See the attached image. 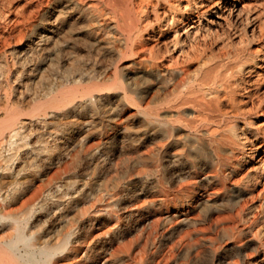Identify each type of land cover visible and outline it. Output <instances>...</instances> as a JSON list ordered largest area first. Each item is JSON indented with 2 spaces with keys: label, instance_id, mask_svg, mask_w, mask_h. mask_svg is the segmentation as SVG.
I'll return each instance as SVG.
<instances>
[{
  "label": "rangeland",
  "instance_id": "1",
  "mask_svg": "<svg viewBox=\"0 0 264 264\" xmlns=\"http://www.w3.org/2000/svg\"><path fill=\"white\" fill-rule=\"evenodd\" d=\"M176 1L174 0L173 2H176ZM201 1H203L204 3H208V0H182L181 1L182 3L177 1L176 3H174V9L171 12H169L170 14L169 13L168 14H169V16L170 15L174 16V17L179 16L178 18H181L183 15H186L187 9L185 6L187 5V8H188V3L197 4V6H199V4H201ZM219 2L221 4V6L224 7V10H225V11H223L224 13H223L222 17H217V16L212 15V14H207L205 17L202 18L201 22H192V21L187 20V23L184 26H182L180 24L179 29H181V27H184V28L181 29L176 36H174L175 35V28L173 27V25H171V27H170V24L166 25L165 21H161L162 32L164 33L163 34L161 32L162 33L161 39H163L165 42L168 41V45H169V51L168 52L164 49L165 57L168 58L167 60H169V58L170 59L172 58L173 60L177 59L179 63H180V61L185 60L183 63H186V62L189 63L190 62L192 65L197 64L199 61V63H201L198 66L199 68L198 67H195V68L199 72L203 73L202 71H205L209 66H211L213 64L214 65L215 64H221L222 65V64H226L228 61L229 62L232 61V65H236L237 64L236 62L244 60V58H247V57H249V55H252L253 53L256 52L260 56H258V58L256 59V64H259V65H257L255 70H259V71H261V73L264 74V46H263V43H264V0H237V1L219 0ZM179 3H180V5H179ZM35 5L38 7H34ZM32 7L34 10H37L36 14L32 15V19H31L32 23L34 25L39 24V26L36 29H40V31L44 30L43 26H40V22L43 19L48 18L47 14H48V11L51 10V8H52L51 5H49V4L47 5V3H43V4L39 5V3L35 0H30V1L29 0H0V32H4L5 35L7 36V34L9 33L7 31L8 28L10 26H13V24L15 23V20L22 19V17L24 15H27L30 11H32L31 10ZM230 9H234V10L236 9L237 11L232 12V10L230 11ZM169 16H168V18L171 17V16L170 17ZM11 18H13V19H11ZM194 20H197V17H194ZM37 21H39V22H37ZM6 25H8V26H6ZM163 25H164V27H163ZM191 25L193 27H191ZM34 28H35V26L34 27L32 26V27H29L28 29H25L26 37L23 40H21L19 43L18 42L16 43V41H13L12 43H8V44H4L2 42L0 43V56H1L0 57V68L2 67V65H4L7 69V72L10 73L9 74L10 78L12 77V79H14L13 76L17 77V81L15 83L16 86L27 82L26 84L28 86V89L25 91V94H26L25 100H23L20 103L21 104L20 106L23 109L25 108L26 111H28L30 108L34 107L36 105V103L43 100L42 96H41L42 93L46 92L51 87V85L56 84L60 81V78H62L63 73L65 72L66 68L67 69H73V70H77V68H78V70L81 71L80 73L85 75L84 76L85 80L88 81L87 83L85 82L86 85H84V86H91L93 84L92 81L96 82L95 79L93 80V77L95 75H97L99 72H101V70L104 67H109L110 71L112 72L115 70L114 68H115L116 64L119 63V64H117L118 66L119 65L120 66L128 65L127 70H134L135 71L137 69L136 66L130 65L131 63H133V61H135V59H137L135 56L128 54V56H126L122 59L116 60L115 54L112 51L113 45H111V43L104 42L99 48H91L89 45L84 44L82 39L78 40V46L76 47V51L78 53L77 59L70 60L68 62L62 60L60 63L57 62V63L51 64V61L49 59L50 52H48L47 50L42 51V52H38L34 48H31V49L26 48L27 44L35 38V36H34L35 29ZM172 28H174V29H172ZM205 30H207V31H205ZM184 31H186V32L183 33ZM194 33H196V34H194ZM32 35H33V37H32ZM171 37H172L173 41L175 38H179L181 41H183V43H179L180 45L178 44V45L174 46V42L171 41L172 40ZM195 38H198V39H195ZM25 41H27V42H25ZM200 42H201V45H200ZM198 43H199V45H198ZM183 45H184V47H183ZM173 46H174V48H173ZM14 47L17 50L27 49L25 51V54L27 55V56L25 55L27 57V61L24 64H19V63L14 64L13 63L12 57L10 54H11V51L13 49H15ZM179 47H181V48H179ZM79 48H80V50H79ZM86 48H88V49H86ZM198 48H199V50H198ZM9 49H10V51H9ZM4 50H6V52ZM105 50H108V51L105 52ZM183 50L185 53L183 56L184 58L182 57ZM224 50L226 52H236V50H238V51L243 50L244 54H242L240 57H237V59L235 58L236 60L233 58L234 59L233 60L231 58L226 57V55H225L226 52ZM27 51H28V53H27ZM81 51H83V52H81ZM251 51H252V53H250ZM181 53H182V55H181ZM186 53H188L190 55H188ZM198 53L201 55H199ZM170 54L173 56H170ZM176 55L178 58L175 57ZM102 56H103V58H102ZM223 56L226 57L225 58L226 61H224L225 59ZM6 58H8V59H6ZM195 58H196V60H195ZM198 58H199V60H198ZM215 59L219 60V63ZM222 59H224V60H222ZM97 60H99V62ZM7 61H8V63H7ZM212 61H214V62H212ZM210 63H211V65H210ZM88 64H90V65H88ZM81 65H83V66H81ZM37 66H40V67H37ZM95 66H97L98 68ZM131 66H132V68H130ZM202 66L204 69L202 68ZM29 67H31V68H29ZM164 67L166 68V66H164ZM46 68H48V70ZM143 69H145V68H143ZM146 69H148V68H146ZM18 72H19V74H17ZM35 72H36V74H35ZM54 74H57V75H54ZM255 74H256L255 72H253V73L251 72L250 74L247 73V75L245 74L243 76H244L245 80H249V79L253 80L254 79L253 76H255ZM50 75H51V77H50ZM86 76H88V77H86ZM176 77H177V75L173 76L172 77L173 79L169 83H162L161 77L158 80H155L154 79L155 77H151V76L148 77V75H145L144 77L137 79V82L139 84V86H138L139 90L154 87L152 92L156 93L159 96H161V93L164 94L165 92H168L169 93V99H173L178 95V91H174V93H173V91H171V93H170V91H167V90L172 89L171 85L178 79V77L177 78ZM234 77H236V75ZM262 77L263 78L261 81L263 82V85L261 82L260 83L261 85L259 86L260 89H259L258 96L254 97L252 100H249L247 103H245L243 105L244 107L242 106L243 110L241 109L240 113H229L228 117L224 116L222 121L215 122L216 124L215 123L214 124H208V125L204 124L203 126L200 125L201 127L197 125V129H196V127L194 128V124L192 125L190 123L187 125L186 121H176V119H170V122L173 123L172 125L175 124L174 126L181 128V129H176L175 131H173V134L171 136H166L162 131H160L161 132L160 133L159 131L156 130L157 128L154 129V127L146 128L144 123L141 121L142 115L137 113V111H136L137 107L134 103L131 105L132 106L131 108H128L126 111L125 110L122 111V113H121L122 120L119 119L120 117L117 116L116 114L119 111L118 108H119L120 104H118L119 102L117 101V99L113 98V97L111 99H109V102L108 101L106 102L105 108L101 109L103 111L95 110V111H93V113L90 111L91 113H88V115H86V116L76 114V113H71L72 115L71 114L70 115L69 114L63 115L62 118H60L57 121H53V119L50 116H48L49 118H47V121H48V123L46 124L47 126L44 127V130H46V131H44L41 126H40L41 129L39 128V130H37V126L36 127L34 126V130L32 131V133L34 135H32L31 136L32 138L30 139L32 146L42 147L48 141V138L44 139V137H40L38 134H35V130L37 133H38V131H43L44 133L49 131V132H53V133H57V134L59 133V135L65 134V133L69 134V135H73V132H71V131H73V130H71V129H73L72 128L74 126L73 124H75L77 122L83 123L86 119L88 120V123L84 122V124H82L80 126L81 127L79 130L80 137L78 138V140L70 139V140H64L63 141L64 144L63 143L62 144L66 145L68 147V158H66V160H65L66 162L64 164L62 163V164H60V166L58 165L59 167L58 166H57V168L55 167V170H54V168L50 169L48 167H47L48 169H46V168L41 169V168H34L36 166L33 164V162L31 160H22V161L20 160L21 163H18V167L20 168V174L18 175V177H15V178L9 179V180L0 179V182H1L0 188H2V191H5L6 188L8 190L9 188L16 186L17 184L29 182L30 186L27 187L28 188L27 191L29 192V194L27 193L26 197H23L24 199H21L18 202H16L15 204H13L14 208H18L27 199H31L32 201H34V204L36 205L35 207H37V206L39 207L40 203L43 202L44 199L47 203L50 202L49 204H47L46 208H44L43 210H38V212L34 216L35 220H34V217L31 218V220L28 221V224L26 223L25 227H24V231L26 233H28L29 235L30 234L33 235V237L35 239L34 243L37 246H40V245H43L46 243H55V242H58V241L67 237V239L71 240L70 242L73 243L72 244L73 247H76L77 249L81 248L80 249L81 251L78 249V254L80 256L78 255L79 257H77L76 259L73 260V256L69 252V253L61 254L60 257L58 256L59 258L57 257L58 261H57V258H55L56 260L55 259L52 260L51 264H57V263H59L60 260L61 261L59 264H95V263L96 264H138V261H139V264H142V263L148 264V261H149V264H150V262H151V264H199V263L200 264H205V263L215 264L216 261H217L216 264H224L225 262L219 261V258L218 259L216 258L214 260V252L218 250L217 254L219 257L220 256L227 257V255H228L227 258H229V259H227V260H230V258H232V259H238L239 258L240 259V257L238 256V251H239L238 248H240V246H241L240 249L243 250V256L240 259V264H264V164L260 165V163H259L260 161L264 160V76H262ZM54 78H55V80H53ZM174 78H176V80ZM236 78H238V77H236ZM56 80H57V82H56ZM153 81H155V82H153ZM0 82H1V80H0ZM17 82H18V84H17ZM158 83H160V85ZM254 85L255 84H253L252 88H255ZM10 86H14V84L10 83ZM148 86H150V87H148ZM135 88L136 87H133V92H132V95H134V96H136V89ZM11 89H12V87H6L7 92L12 91ZM32 89H34V90H32ZM4 91L5 90H2L1 92L3 93ZM241 93L242 94L238 93L239 97L244 96L243 94H246L242 91H241ZM95 94H97V93L95 92ZM35 95L39 96V98H37L35 100L36 102L33 99V96H35ZM80 98L78 97V100ZM80 100H83L85 102V101H87V98L82 97ZM151 107L158 114H160V116L161 115L164 116L166 114V112H165L167 110L166 104H161V102H160L157 104H152ZM191 109H192V107H190V109L188 108V110L186 112H190ZM110 111L112 112V114H110L111 113ZM64 116H65V118H64ZM231 116L233 118H231ZM183 117H186V116H183ZM90 120H91V122H90ZM116 120L118 122H121L119 125L120 127L115 126L117 123ZM64 121H65V123H64ZM97 122H98L99 126L95 125V124H97ZM226 122L229 123L227 125H230V126L237 125V127L239 126L241 128L238 130L240 135H242V136H240L241 138H243V134H241V132H244L246 134L245 136L249 138V141L246 142V150L248 151L249 154L244 156V157H240L239 159H237V156H232L231 154L226 155L227 156L226 161L229 162L230 164H233V165L236 163L235 165L237 168L236 172L234 173L235 175L233 174L231 176L230 180L226 181V183H228L227 185L229 186L230 191H228V193H227V191H223L221 189V185L220 186L217 185L216 188L218 190H220V193L217 194V196L216 195L209 196L208 193L211 192L213 189H211V185L209 184V182H207V180L204 179V177L206 176L205 174L209 175V174H212V173L218 171L219 169H217V168L219 166L217 164L213 163L212 158L210 156H194V157L187 156L184 153L186 151H188L189 148L186 146L180 145V144L175 146V144H173V140H175V139L179 140L180 139V140H182L181 142H184L186 140L185 135L187 133H192V134L200 136L201 135L199 132L200 129L205 128V127L206 128H210V127L215 128L214 126H221V128H223L224 126H226ZM112 123H114V125ZM137 123H138V125H137ZM221 123H223L224 126ZM59 124H60V126H59ZM124 124L127 125L128 127L125 126ZM241 124H243V125H241ZM108 126L109 127L111 126V127L109 128ZM230 126H226L225 128L230 127ZM191 127L194 129L192 130ZM119 128H121V130ZM59 129L61 132H59ZM242 129H243V131H241ZM87 130H89V131H87ZM85 132H87V133H85ZM81 133H82V135H81ZM88 133H89V135H87ZM114 133L115 134L119 133L120 138H119L117 144L111 145V143H113V141H111V140L114 138V135H115ZM254 133H256L255 136L253 135ZM130 134H131V137H130ZM157 134H159V135H157ZM175 136H178V138H176ZM181 136H182V138H181ZM35 138L37 140H34ZM252 138H254V139H252ZM43 142H44V144H43ZM142 142H143V144H141ZM40 143L42 145H40ZM74 143H76V144L73 146ZM105 143H107V144H105ZM76 145L78 146V148ZM170 145H171V148H169ZM95 146H97V147H95ZM256 146H257V148H256ZM106 147H108V148H106ZM114 147H119V148L121 147L123 153L120 156H116V157L115 156H112V157L108 156ZM133 147H134V150H133ZM251 147H254V148H252V150H251L250 149ZM144 148H146V149H144ZM164 148L165 149L168 148L167 150H169V151L174 150L176 152H179L182 156H179L178 158L168 159L167 157H165L164 155H162L160 153ZM104 149H106V150H104ZM128 149L129 150L132 149V151H129ZM207 149L208 148H205L206 152L209 151V149L208 150ZM95 150H98V153ZM107 150H108V152H107ZM136 150L138 152L140 151L139 152L140 156H134V154L132 156L131 153H133ZM73 151H75V152H73ZM84 153H85V155H84ZM128 153H129V155H128ZM94 156H96V157H94ZM160 157H161V159H160ZM247 157H248V160H247ZM70 158L72 160L71 162H70ZM114 158H116V160ZM111 159H113V160H111ZM108 160H110V161H108ZM156 160H158V161H156ZM100 161H104V162L101 163ZM205 161H207V162H205ZM40 162L38 161V163H40ZM88 162H90V163H88ZM91 162H92V164H91ZM105 162H107V163L105 164ZM110 162H112L111 163L112 165L110 164ZM208 163H210V164H208ZM27 164H28V166H27ZM101 164H102V168H101ZM104 164H105V166H103ZM106 165H107V167H106ZM108 165L109 166L111 165V166L109 167ZM62 166H65V167H62ZM158 166L162 169H160ZM166 166L167 167L169 166V167L166 168ZM175 166H176V168H175ZM25 167H26V169H24ZM135 167H136V169H135ZM153 167H155V168H153ZM33 168H34V170H33ZM119 169H121V170H119ZM139 169L141 171H144L145 174L141 173V171H139ZM157 169H158V171H157ZM194 169H196V170H194ZM262 169H263V171H262ZM22 171H23V173H22ZM72 171H74L75 173ZM77 171H79V172H77ZM136 171H137V173H136ZM247 171L248 172L250 171V172L248 173ZM76 172L79 175H77ZM158 172H160V173H158ZM85 173H87V174H85ZM242 173H243V175H242ZM80 174H81V176H80ZM102 174H103V176H102ZM142 174H144V176ZM148 174H149V176H148ZM100 175H101V177H100ZM188 175H189V177H188ZM32 176H34V177H32ZM161 176H162V178H161ZM246 176L248 179L246 178ZM36 177L37 178L39 177V178L37 179ZM250 177L252 180H250ZM258 177H259V179H258ZM33 178H35L36 180ZM194 178H196V179H194ZM17 180L19 183L16 182ZM33 180H35V181L33 182ZM137 180L139 183L137 182ZM146 182H148V183L146 184ZM174 182H176V183H174ZM72 183H74V184L72 185ZM75 183H76V185H75ZM81 183H82V185H81ZM199 183H201V184H199ZM1 184L3 185V187H1ZM11 184H13V185H11ZM153 184L155 185L154 187H153ZM172 184H173V186H172ZM150 187H152V188H150ZM43 188H44V190H43ZM50 188H51V191L48 190ZM77 188H78V191L76 190ZM147 188H150V189L147 190ZM70 189H73V190L70 191ZM55 190H56V192H54ZM62 190H64V191H62ZM125 190H127V191H125ZM31 191H33V192H31ZM44 191H45V193H44ZM203 191H204V193H203ZM79 192H80V194H78ZM82 192H83V194H82ZM130 192H132V193L130 194ZM51 193L53 196L51 195ZM65 193H66V195L68 193L69 194L66 196ZM194 194H196V195L194 196ZM113 195H114V197H113ZM143 195H144V197H143ZM202 195H204V196H202ZM243 195H245V196H243ZM58 197H59V200H58ZM116 197H118V198H116ZM132 198H133V201H132ZM213 198L215 199L214 201H212ZM67 199H68V201H66ZM208 199L211 201L207 202L206 200H208ZM69 200H70V202H69ZM101 200H103V201H101ZM122 200L124 201V203L122 202ZM135 200H136V202H134ZM156 200H158L157 201L158 203H156ZM53 201L56 204L53 203ZM107 201L109 204L107 203ZM185 201L186 202L188 201V202L186 203ZM196 201H197V203H196ZM38 202H40L39 205H38ZM213 202L217 203V205H216V203L214 204L215 206H217L219 208L223 207L222 210L216 212L214 210V206L211 205ZM150 203H152V204H150ZM153 204H154V206H152ZM48 206H50V208ZM103 206H106V207H103ZM54 207H56V209ZM61 207H63L62 208L63 210L61 209ZM109 207H111V209ZM237 207H238L237 210H239V209L243 210L242 216L247 214L246 215L247 217L243 216L242 219H239V217H236L235 220H237V219H239V220H237V221L228 220L224 224L217 227L216 229H214V230L211 229V231L208 230V228L210 226V220L209 219L211 217L213 218L217 214H221V213L226 214V215H228L229 213L235 214L236 213L235 211H237L236 210ZM52 208H53V210H52ZM100 208H101V210H100ZM68 209L70 210V212ZM132 209H134V210H132ZM245 209H246V211H245ZM1 210H2V208L0 207V213H1ZM60 210H62V211H60ZM94 210H96L97 212ZM99 210L101 212H99ZM89 211H90V213H89ZM186 211L187 212L189 211L188 212L189 216H191L193 218H197V220H198L197 223H195V224L188 223V224L182 225L180 222H178V218L177 219L176 218L171 219L168 217L170 215H173L174 213L175 214L176 213L182 214V213H185ZM138 212H140L139 215H138ZM68 213H69V215H68ZM105 213L107 215L108 214L109 215L107 216ZM201 213H203V214H201ZM50 216H51V219H50ZM91 216H93V218L95 217L93 223L91 222V220L93 219ZM122 216H123V218H122ZM140 216H141V218H140ZM199 216H201V217L199 218ZM41 217L43 218V220L41 219ZM87 217H89L88 220H87ZM114 217H115V219H114ZM143 217H144V219H143ZM37 219L38 220L40 219V220L38 221ZM247 219H249V220H247ZM32 220H34L35 222ZM176 221H177V223H176ZM103 222H105V223H103ZM126 222L127 223L129 222L130 225L127 224ZM252 222H253V225H252ZM145 223L147 225H145ZM201 224H202V226H201ZM137 225H138V227H137ZM176 225H177V228L175 227ZM235 225H238L240 227V229L245 230V232H243L240 235L232 233L233 227H235ZM250 225H252V227ZM157 226H158V228H157ZM115 227H116V229H115ZM220 227H224L225 230L227 232H229V234L228 233L224 234L222 228H220ZM97 228H99V229H97ZM142 228L143 229L146 228V229L143 230ZM160 228H162V229H160ZM200 228L204 232L194 234L195 230H199ZM43 229H45V230L42 231ZM134 229H136V230H134ZM147 229H149V230H147ZM151 229H152V231H151ZM156 229H157V233L154 231ZM177 229H179L178 230L179 232L177 231ZM256 229H257V231H256ZM74 232L76 233V235ZM93 232H94V234H93ZM165 232H166V234H165ZM183 232H186V233H183ZM10 233H11L10 228L5 226V227H3V229L0 230V238L2 236L9 235ZM39 233H41V234L39 235ZM255 233H256V235H255ZM209 235H211V236H209ZM71 236L74 238H72ZM113 236H115V237L117 236L116 237L117 240ZM77 237H79V239ZM211 237H213V239ZM181 238H182V241H181L182 244L185 243L186 241L194 242L195 240H200L199 241V244H200L199 248L201 250V253L199 255L200 258L195 256V251L193 249H191L189 252L182 251V244L181 243L177 244L176 248L173 251H170L169 247L171 245H173L174 243L178 242ZM184 239L186 241H184ZM74 240H75V242H74ZM223 241L226 243H224ZM240 241H242V242H240ZM248 243H250V244H248ZM93 244H94V246H93ZM157 244H158V246H157ZM168 245H169V247H168ZM180 245H181V247L179 249ZM204 246H205V249H204ZM216 246H217V248H216ZM211 247L214 248V251L211 250ZM207 248H208V250H207ZM222 248H223V250H222ZM107 250H109V251H107ZM174 251L175 252L177 251V252L174 253ZM85 252H87L88 255L94 254V257L91 259H88L85 255ZM107 252H109V253H107ZM151 252H152V254H151ZM158 254H159V256H158ZM163 255H165L164 259H162ZM101 256H102V258H101ZM138 257H140V258H138ZM167 257H168V259H167ZM209 257H211V258H209ZM187 258H191V259H187ZM66 259L69 261H67ZM95 259H96V261H95ZM97 259H99L100 261ZM106 259H107V262H106ZM137 259H138V261H137ZM165 259H167V260L165 261ZM174 259H176V261ZM170 260L171 261L173 260L172 261L173 263L170 262ZM88 261H89V263H88ZM93 261H94V263H93ZM144 261L145 262L147 261V263H144ZM182 261H184V262H182Z\"/></svg>",
  "mask_w": 264,
  "mask_h": 264
},
{
  "label": "bare ground",
  "instance_id": "2",
  "mask_svg": "<svg viewBox=\"0 0 264 264\" xmlns=\"http://www.w3.org/2000/svg\"><path fill=\"white\" fill-rule=\"evenodd\" d=\"M30 1V0H29ZM40 4L47 3V5H51V10L48 11V18L43 19L40 22V26H43L44 30L36 29L39 24L34 25L32 23V15L36 14L37 10H34L32 7V11H30L27 15H24L22 19L15 20L13 26L8 28V34L5 35L4 32H0V43L8 44L16 41V43L20 42L26 37L25 29L29 27L35 26L34 36L35 38L27 44L28 49L34 48L38 52H42L47 50L50 52L49 59L51 64L60 63L62 60L70 61L77 59L78 53L76 51V47L78 46V40H83L84 44L89 45L91 48H99L104 42L111 43L113 45L112 51L115 54V59H122L128 54L135 56L137 59L133 61L130 65L136 66V70H127L128 65L118 66L117 63L114 71H110L109 67H104L101 72L93 77L96 82L92 81L91 86H84L88 81L85 80L84 74L80 73L81 71L67 69L63 73L62 78L56 84L51 85V87L44 93H42V99L40 102L36 103V105L30 108L28 111L23 109L20 103L25 100V91L28 89L27 82L20 84L18 86L15 85L17 81V77L10 78V73L7 72V69L4 65L0 68V179L9 180L15 177H18L20 174V168L18 167V163H21L20 160H31L33 164L36 166L34 168H50L55 170V167L60 164H64L66 158H68V147L64 144V140H78L80 137L79 130L82 124L88 123L86 119L83 123H75L71 127L73 129V135L69 134H60L53 132H43L35 130V134H38L40 137L48 138V141L42 147L32 146L30 139L31 136L34 135L32 131L34 130V126H37V130H39L40 126L43 128L46 127L48 121L47 118L50 116L53 121H57L62 118L63 115L76 113L83 116L88 115V113H93L95 110H101L105 108V104L109 99L116 98L119 102L118 113L116 114L122 120L121 113L122 111H126L128 108H131L134 103L137 107V113L142 115L141 121L144 123L146 128L154 127L157 128V131H162L166 136H171L173 131L176 129H181L180 127H176L172 125L170 119H176V121H186L188 124H194V128L197 125L204 124H214L215 122L222 121L224 116L229 115V113H240L242 106L247 103L249 100H252L254 97L258 96L260 83L262 82L263 73L259 70H255L257 65L256 59L258 58V53H253L249 55V57L244 58L239 62H236V65H232V61H228L226 64H213L211 66H207L208 68L203 73L199 72L195 67H198L201 63L192 65L189 63H183L184 61L178 62L177 59L173 60L172 58L167 60L165 57L164 49L168 52L169 45L168 41H164L161 39L162 32V24L161 21H165L166 25H173L175 28L176 36L181 29H179L180 24L184 26L188 21L192 22H201L202 18L207 14H212L217 17L223 16L224 7L221 6L219 0H208V3H204L201 1V4L197 6V4L188 3L185 6L187 11L186 15H181V18L169 16V12L174 9V3L181 2L182 0H35ZM237 1V0H234ZM182 3V2H181ZM32 4V3H31ZM180 5V3H179ZM226 6V5H225ZM38 7V6H34ZM184 9V8H183ZM30 10V9H29ZM47 10V9H46ZM232 12L237 11L236 9H230ZM28 11V10H27ZM169 13V14H168ZM6 14V13H5ZM172 14V13H171ZM2 15V14H1ZM40 15V14H39ZM162 15V16H161ZM22 16V15H21ZM168 16L170 18H168ZM176 16V15H175ZM194 17H197V20H194ZM4 18V17H3ZM18 18V17H17ZM21 18V17H20ZM13 19V18H11ZM36 19V18H35ZM249 20V19H248ZM39 22V21H37ZM8 23V22H7ZM163 23V22H162ZM10 25V24H9ZM190 25V24H189ZM8 26V25H6ZM187 26V25H186ZM209 26V25H208ZM164 27V25H163ZM191 27H193L191 25ZM172 28V29H174ZM167 29V28H166ZM170 29V28H169ZM186 29V28H185ZM209 29V28H208ZM3 30V29H2ZM37 30V31H36ZM168 30V29H167ZM207 31V30H205ZM162 32V33H161ZM169 32V31H168ZM184 31L183 33H185ZM167 33V32H166ZM171 33V32H170ZM164 34V33H163ZM196 34V33H194ZM206 35V34H205ZM220 35V34H219ZM173 36V37H174ZM179 36V35H178ZM33 37V35H32ZM192 37V36H191ZM198 37V36H197ZM169 38V37H168ZM220 38V37H219ZM172 39V37H171ZM170 39V40H171ZM198 39V38H195ZM169 40V39H168ZM173 41V39L171 40ZM200 41V40H199ZM27 42V41H25ZM174 46L179 43H183L179 38L174 39ZM22 43V42H21ZM171 43V42H170ZM193 43V42H192ZM213 43V42H212ZM24 44V43H23ZM172 44V43H171ZM12 45V44H11ZM110 45V44H109ZM173 45V44H172ZM180 45V44H179ZM199 45V43H198ZM201 45V42H200ZM232 45V44H231ZM14 46V45H13ZM16 46V45H15ZM171 46V45H170ZM173 46V48H174ZM197 46V45H196ZM208 46V45H207ZM264 46V43H263ZM3 47V46H2ZM1 47V48H2ZM25 47V46H24ZM108 47V46H107ZM164 47V48H163ZM182 47V46H181ZM179 47V48H181ZM184 47V45H183ZM195 47V46H194ZM10 48V47H9ZM15 48V47H14ZM197 48V47H196ZM195 48V49H196ZM211 48V47H210ZM19 49V48H18ZM88 49V48H86ZM171 49V48H170ZM194 49V50H195ZM17 50L16 48L11 51V57L13 63L24 64L27 61V55L25 51ZM80 50V48H79ZM90 50V49H89ZM179 50V49H178ZM182 50V49H181ZM189 50V49H188ZM197 50V49H196ZM195 50V51H196ZM199 50V48H198ZM202 50V49H201ZM206 50V49H205ZM223 50V49H222ZM6 52V50H4ZM10 51V49H9ZM35 51V50H34ZM35 51V52H36ZM92 51V50H91ZM96 51V50H95ZM102 51V50H101ZM108 50H105L107 52ZM175 51V50H174ZM186 51V50H185ZM225 51V50H224ZM79 52V51H78ZM83 52V51H81ZM94 52V51H93ZM173 52V51H172ZM191 52V51H190ZM197 52V51H196ZM200 52V51H199ZM226 52V51H225ZM10 53V52H9ZM28 53V51H27ZM46 53V52H45ZM85 53V52H84ZM97 53V52H96ZM171 53V52H170ZM224 53V52H223ZM247 53V52H246ZM252 53V51L250 52ZM184 50L183 55L184 56ZM188 54V53H186ZM197 54V53H196ZM199 54V53H198ZM243 53L242 51L236 50V52H226L225 55L231 59H237ZM26 55V56H25ZM49 55V54H48ZM82 55V54H81ZM84 55V54H83ZM93 55V54H92ZM190 55V54H188ZM201 55V54H199ZM25 56V57H24ZM29 56V55H28ZM100 56V55H99ZM169 56V55H168ZM170 56H173L170 54ZM244 56V55H243ZM246 56V55H245ZM1 57V56H0ZM6 57V56H5ZM10 57V58H11ZM38 57V56H37ZM94 57V56H93ZM177 57V55L175 56ZM181 57V56H180ZM192 57V56H191ZM204 57V56H203ZM224 57V56H223ZM224 57V59L226 58ZM39 58V57H38ZM95 58V57H94ZM103 58V56H102ZM178 58V57H177ZM184 58V57H183ZM188 58V57H187ZM202 58V57H201ZM215 58V57H214ZM222 58V57H221ZM8 59V58H6ZM33 59V58H32ZM88 59V58H87ZM186 59V58H185ZM192 59V58H191ZM222 59V60H224ZM233 59V60H234ZM235 59V60H236ZM243 59V58H242ZM93 60V59H92ZM91 60V61H92ZM100 60V59H99ZM99 60H97L99 62ZM196 60V58H195ZM199 60V58H198ZM201 60V59H200ZM216 61L219 60L215 59ZM11 61V62H12ZM35 61V60H34ZM37 61V60H36ZM49 61V62H50ZM108 61V60H107ZM119 61V60H118ZM192 61V60H191ZM215 61V62H216ZM221 61V60H220ZM226 61V59L224 60ZM121 62V61H120ZM182 62V63H181ZM206 62V61H205ZM214 62V61H212ZM234 62V61H233ZM8 63V61H7ZM81 63V62H80ZM91 63V62H90ZM107 63V62H106ZM111 63V62H110ZM114 63V62H113ZM130 63V62H129ZM196 63V62H195ZM217 63V62H216ZM43 64V63H42ZM49 64V63H48ZM68 64V63H67ZM235 64V63H234ZM86 65V64H85ZM90 65V64H88ZM87 65V66H88ZM99 65V64H98ZM97 65V66H98ZM104 65V64H103ZM204 65V64H203ZM26 66V65H25ZM67 66V65H66ZM70 66V65H69ZM83 66V65H81ZM95 66V67H97ZM100 66V65H99ZM166 66V68L164 67ZM13 67V66H12ZM19 67V66H18ZM40 67V66H37ZM44 67V66H43ZM42 67V68H43ZM91 67V66H90ZM10 68V67H9ZM31 68V67H29ZM34 68V67H33ZM45 68V67H44ZM98 68V67H97ZM96 68V69H97ZM101 68V67H100ZM132 68V66L130 67ZM135 68V67H134ZM145 68V69H143ZM148 68V69H146ZM199 68V67H198ZM203 68V66H202ZM48 70V68H46ZM65 69V68H64ZM204 69V68H203ZM12 70V69H11ZM26 70V69H25ZM31 70V69H30ZM33 70V69H32ZM94 70V69H93ZM127 70V71H126ZM10 71V70H9ZM15 71V70H14ZM35 71V70H34ZM28 72V71H27ZM255 72V76L253 80H245L243 75H247V73ZM24 73V72H23ZM39 73V72H38ZM61 73V72H60ZM97 73V72H96ZM19 74V72L17 73ZM31 74V73H30ZM36 74V72H35ZM13 75V74H12ZM26 75V74H25ZM32 75V74H31ZM40 75V74H39ZM38 75V76H39ZM57 75V74H54ZM148 75V77H155V80H158L161 77L162 83H169L173 78V76L178 77L174 78L176 81L171 85V90L167 91H178V95L169 99V93L165 92L161 93V96L152 92L154 87L139 90V84L137 79H140ZM236 75V77H234ZM254 75V74H253ZM30 76V75H29ZM35 76V75H34ZM53 76V75H52ZM59 76V75H58ZM243 76V77H242ZM251 76V75H250ZM32 77V76H31ZM51 77V75H50ZM61 77V76H60ZM88 77V76H86ZM20 78V77H19ZM58 78V77H57ZM21 79V78H20ZM24 79V78H23ZM35 80V79H34ZM55 80V78L53 79ZM52 80V81H53ZM20 81V80H19ZM28 81V80H27ZM51 82V81H50ZM57 82V80H56ZM86 82V83H85ZM91 82V81H90ZM155 82V81H153ZM14 84V86H10ZM85 83V84H84ZM172 83V82H171ZM18 84V82H17ZM160 85V83H158ZM254 85L255 88H252ZM263 85V82H262ZM6 87H12V91L7 92ZM48 87V86H47ZM133 87H136V96L132 95ZM150 87V86H148ZM160 87V86H159ZM169 87V86H168ZM161 88V87H160ZM158 89V88H157ZM156 89V90H157ZM2 90H5L3 93ZM34 90V89H32ZM139 90V91H138ZM244 92V96L239 97L238 93ZM95 92L97 94H95ZM28 93V92H27ZM34 93V92H33ZM30 95V94H29ZM28 95V96H29ZM33 95V94H32ZM31 95V96H32ZM134 96V97H133ZM174 96V95H173ZM78 97H86L87 101L78 100ZM172 97V96H171ZM39 98L38 95L33 96L34 101ZM32 99V98H31ZM115 100V99H114ZM43 101V102H42ZM111 101V100H110ZM113 101V100H112ZM36 102V101H35ZM166 104L167 110L164 116H160L152 107V104ZM251 102V101H250ZM117 103V102H116ZM114 104V103H113ZM33 105V104H32ZM160 105V104H159ZM26 106V105H25ZM113 106V105H112ZM156 106V105H155ZM190 112H186L188 108ZM244 107V106H243ZM164 108V107H163ZM115 110V109H114ZM157 110V109H156ZM243 110V109H242ZM91 111V112H90ZM103 111V110H101ZM105 111V110H104ZM109 111V110H108ZM100 112V111H99ZM111 112V111H110ZM104 113V112H103ZM135 113V112H134ZM98 114V113H97ZM112 114V112L110 113ZM72 115V114H71ZM91 115V114H90ZM95 115V114H94ZM233 115V114H232ZM236 115V114H235ZM239 115V114H238ZM93 116V115H92ZM91 116V117H92ZM107 116V115H106ZM105 116V117H106ZM139 116V115H138ZM186 116V117H183ZM237 116V115H236ZM242 116V115H241ZM244 116V115H243ZM73 117V116H72ZM103 117V116H102ZM141 117V116H140ZM139 117V118H140ZM188 117V118H187ZM235 117V116H234ZM65 118V116H64ZM69 118V117H68ZM138 118V119H139ZM231 118H233L231 116ZM100 119V118H99ZM109 119V118H108ZM130 119V118H129ZM49 120V119H48ZM76 120V119H75ZM82 120V119H81ZM133 120V119H132ZM100 121V120H99ZM103 121V120H102ZM111 121V120H110ZM117 121V120H116ZM125 121V120H124ZM173 121V120H172ZM232 121V120H231ZM71 122V121H70ZM74 122V121H73ZM91 122V120H90ZM126 122V121H125ZM130 122V121H129ZM133 122V121H132ZM138 122V121H137ZM225 122V121H224ZM230 122V121H229ZM235 122V121H234ZM246 122V121H245ZM59 123V122H58ZM65 123V121H64ZM68 123V122H67ZM121 122L116 123V127H120ZM140 123V122H139ZM182 123V122H181ZM238 123V122H237ZM61 124V123H60ZM59 124V126H60ZM71 124V123H70ZM101 124V123H100ZM111 124V123H110ZM114 125V123H112ZM130 124V123H129ZM178 124V123H177ZM216 124V123H215ZM223 124V123H221ZM229 123L226 122V126ZM245 124V123H244ZM53 125V124H52ZM91 125V124H90ZM97 126V124H95ZM94 125V126H95ZM106 125V124H105ZM125 125V124H124ZM138 125V123H137ZM191 125V126H192ZM220 125V124H219ZM243 125V124H241ZM246 125V124H245ZM58 126V125H57ZM58 126V127H59ZM93 126V127H94ZM107 126V125H106ZM127 126V125H125ZM183 126V125H182ZM186 126V125H185ZM224 126V124H223ZM221 128V126H214L215 128H202L199 130L200 136L187 133L185 135L186 140L181 142L182 140H173V144L183 145L188 147V151L184 154L187 156H210L214 164H217L219 167L218 171L212 174H205L204 177L207 182L211 185V192L208 193L209 196H213L220 193V190L216 188L217 185H221V189L223 191H230L229 186L226 181L230 180L231 176L236 172V163L230 164L227 162V154H231L232 156H237V159L240 157H244L248 155V151L246 150V142L249 141V138L246 137L244 132L243 138H241L239 129L237 125L230 126L225 128ZM52 127V126H51ZM66 127V126H65ZM96 127V126H95ZM109 127V126H108ZM111 127V126H110ZM109 127V128H110ZM128 127V126H127ZM187 127V126H186ZM193 127V126H192ZM191 127V128H192ZM201 127V126H200ZM208 127V126H207ZM249 127V126H248ZM48 128V127H47ZM60 128V127H59ZM62 128V127H61ZM183 128V127H182ZM190 128V127H189ZM192 128V130L194 129ZM41 129V128H40ZM106 129V128H105ZM112 129V128H111ZM121 130V128H119ZM127 129V128H126ZM132 129V128H131ZM128 130V129H127ZM130 130V129H129ZM140 130V129H139ZM149 130V129H148ZM151 130V129H150ZM189 130V129H188ZM187 130V131H188ZM191 130V129H190ZM46 131V130H44ZM86 131V130H85ZM89 131V130H87ZM106 131V130H105ZM141 131V130H140ZM243 131V129L241 130ZM59 132L60 129H59ZM67 132V131H66ZM70 132V133H71ZM84 132V131H83ZM97 132V131H96ZM68 133V132H67ZM87 133V132H85ZM108 133V132H107ZM129 133V132H128ZM127 133V134H128ZM140 133V132H139ZM143 133V132H142ZM150 133V132H149ZM158 133V132H157ZM161 133V132H160ZM177 133V132H176ZM196 133V132H195ZM93 134V133H92ZM115 134V133H114ZM132 134V133H131ZM130 134V137H131ZM156 134V133H155ZM197 134V133H196ZM252 134V133H251ZM82 135V133H81ZM89 135V133L87 134ZM139 135V134H138ZM159 135V134H157ZM163 135V134H162ZM178 135V134H177ZM254 136L256 133L253 134ZM94 136V135H93ZM98 136V135H97ZM100 136V135H99ZM104 136V135H103ZM120 134L116 133L112 144H117ZM129 136V135H128ZM141 136V135H140ZM174 136V135H173ZM261 136V135H260ZM36 137V136H35ZM126 137V136H125ZM150 137V136H149ZM178 138V136H175ZM86 138V137H85ZM99 138V137H98ZM110 138V137H109ZM108 138V139H109ZM141 138V137H140ZM162 138V137H161ZM168 138V137H167ZM182 138V136H181ZM260 138V137H259ZM42 139V138H41ZM50 139V140H49ZM103 139V138H102ZM122 139V138H121ZM124 139V138H123ZM129 139V138H128ZM254 139V138H252ZM256 139V138H255ZM262 139V138H261ZM34 140H37L36 138ZM52 140V141H51ZM82 140V139H81ZM90 140V139H89ZM169 140V139H168ZM184 140V139H183ZM46 141V140H45ZM106 141V140H105ZM127 141V140H126ZM150 141V140H149ZM152 141V140H151ZM253 141V140H252ZM33 142V141H32ZM51 142V143H50ZM108 142V141H107ZM137 142V141H136ZM153 142V141H152ZM167 142V141H166ZM42 143V142H41ZM40 143V145H42ZM50 143V144H49ZM63 143V144H62ZM78 143V142H77ZM81 143V142H80ZM44 144V142H43ZM72 144V143H71ZM70 144V145H71ZM76 143L73 144V146ZM107 144V143H105ZM122 144V143H121ZM132 144V143H131ZM143 144V142L141 143ZM39 145V146H40ZM68 145V144H67ZM110 145V144H109ZM110 145V146H111ZM150 145V144H149ZM257 145V144H256ZM72 146V147H73ZM77 146V145H76ZM85 146V145H84ZM137 146V145H136ZM145 146V145H144ZM147 146V145H146ZM157 146V145H156ZM71 147V146H70ZM83 147V146H82ZM97 147V146H95ZM94 147V148H95ZM102 147V146H101ZM100 147V148H101ZM135 147V146H134ZM133 147V150H134ZM155 147V146H154ZM159 147V146H158ZM250 147V146H249ZM248 147V148H249ZM78 148V146H77ZM103 148V147H102ZM108 148V147H106ZM132 148V147H131ZM143 148V147H142ZM148 148V147H147ZM171 148V145L170 147ZM205 148H208L209 151L206 152ZM251 147L250 149L252 150ZM257 148V146H256ZM88 149V148H87ZM136 149V148H135ZM146 149V148H144ZM168 149V148H167ZM167 149H161L160 152L162 155L170 158H178L182 156L179 152L169 151ZM174 149V148H173ZM207 149V150H208ZM91 150V149H90ZM106 150V149H104ZM110 150V149H109ZM129 150V149H128ZM141 150V149H140ZM254 150V149H253ZM256 150V149H255ZM98 153V150H95ZM129 151H132L129 150ZM148 151V150H147ZM258 151V150H257ZM75 152V151H73ZM108 152V150H107ZM127 152V151H126ZM140 152V151H139ZM137 150L132 154L134 156H140ZM72 153V152H71ZM123 153L121 147H114L111 153L108 156H120ZM125 153V152H124ZM148 153V152H147ZM159 154V153H158ZM257 154V153H256ZM85 155V153H84ZM96 155V154H95ZM124 155V154H123ZM129 155V153H128ZM104 156V155H103ZM106 156V155H105ZM186 156V157H187ZM251 156V155H250ZM70 157V156H69ZM96 157V156H94ZM102 157V156H101ZM142 157V156H141ZM88 158V157H87ZM91 158V157H90ZM89 158V159H90ZM137 158V157H136ZM92 159V158H91ZM94 159V158H93ZM116 160V158H114ZM161 159V157H160ZM159 159V160H160ZM163 159V158H162ZM68 160V159H67ZM104 160V159H103ZM113 160V159H111ZM130 160V159H129ZM164 160V159H163ZM162 160V161H163ZM183 160V159H182ZM199 160V159H198ZM248 160V157H247ZM38 161L40 163H38ZM70 158V162H71ZM93 161V160H92ZM107 161V160H106ZM110 161V160H108ZM158 161V160H156ZM166 161V160H165ZM245 161V160H244ZM68 162V161H67ZM103 163L104 161H100ZM161 162V161H160ZM184 162V161H183ZM207 162V161H205ZM236 162V161H235ZM264 160L260 161V165L264 164ZM27 163V162H26ZM30 163V162H29ZM90 163V162H88ZM107 162H105L106 164ZM109 163V162H108ZM112 162H110L111 164ZM162 163V162H161ZM160 163V164H161ZM169 163V162H168ZM24 164V163H23ZM32 164V165H33ZM92 164V162H91ZM105 164L103 166H105ZM184 164V163H183ZM207 164V163H206ZM210 164V163H208ZM242 164V163H241ZM245 164V163H244ZM31 165V164H30ZM76 165V164H75ZM112 165V164H111ZM110 165V166H111ZM164 165V164H163ZM177 165V164H176ZM28 166V164H27ZM58 166V167H59ZM77 166V165H76ZM90 166V165H89ZM92 166V165H91ZM109 166V165H108ZM109 166V167H110ZM160 166V165H159ZM158 166V167H159ZM31 167V166H30ZM48 167V168H47ZM65 167V166H62ZM75 167V166H74ZM88 167V166H87ZM86 167V168H87ZM107 167V165H106ZM105 167V168H106ZM140 167V166H139ZM169 167V166H168ZM166 166V168H168ZM186 167V166H185ZM33 168V170H34ZM79 168V167H78ZM98 168V167H97ZM100 168V167H99ZM102 168V164H101ZM132 168V167H131ZM155 168V167H153ZM160 168V167H159ZM176 168V166H175ZM184 168V167H183ZM26 169V167L24 168ZM64 169V168H63ZM74 169V168H73ZM77 169V168H76ZM110 169V168H109ZM134 169V168H133ZM136 169V167H135ZM141 169V168H140ZM139 169V171H141ZM162 169V168H160ZM171 169V168H170ZM240 169V168H239ZM244 169V168H243ZM242 169V170H243ZM36 170V169H35ZM38 170V169H37ZM53 170V171H54ZM78 170V169H77ZM121 170V169H119ZM147 170V169H146ZM196 170V169H194ZM229 170V171H228ZM241 170V171H242ZM26 171V170H25ZM24 171V172H25ZM45 171V170H44ZM47 171V170H46ZM69 171V170H68ZM158 171V169H157ZM169 171V170H168ZM263 171V169H262ZM74 172V171H72ZM79 172V171H77ZM76 172V174H77ZM85 172V171H84ZM114 172V171H113ZM120 172V171H119ZM161 172V171H160ZM158 172V173H160ZM248 172V171H247ZM250 172V171H249ZM248 172V173H249ZM259 172V171H258ZM23 173V171H22ZM27 173V172H26ZM46 173V172H45ZM75 173V172H74ZM90 173V172H89ZM137 173V171H136ZM144 173V171H141ZM170 173V172H169ZM247 173V174H248ZM37 174V173H36ZM47 174V173H46ZM87 174V173H85ZM97 174V173H96ZM139 174V173H138ZM144 174H142L144 176ZM172 174V173H171ZM174 174V173H173ZM185 174V173H184ZM195 174V173H194ZM237 174V173H236ZM245 174V173H244ZM246 174V175H247ZM79 175V174H77ZM159 175V174H158ZM181 175V174H180ZM235 175V174H234ZM239 175V174H238ZM243 175V173H242ZM251 175V174H250ZM253 175V174H252ZM255 175V174H254ZM21 176V175H20ZM26 176V175H25ZM31 176V175H30ZM40 176V175H39ZM81 176V174H80ZM79 176V177H80ZM103 176V174H102ZM146 176V175H145ZM149 176V174H148ZM160 176V175H159ZM172 176V175H171ZM174 176V175H173ZM178 176V175H177ZM194 176V175H193ZM24 177V176H23ZM27 177V176H26ZM34 177V176H32ZM42 177V176H41ZM87 177V176H86ZM101 177V175H100ZM158 177V176H157ZM156 177V178H157ZM189 177V175H188ZM255 177V176H254ZM260 177V176H259ZM258 177V179H259ZM37 178V177H36ZM39 178V177H38ZM37 178V179H38ZM137 178V177H136ZM147 178V177H146ZM162 178V176H161ZM160 178V179H161ZM170 178V177H169ZM202 178V177H201ZM236 178V177H235ZM245 178V177H244ZM243 178V179H244ZM247 178V176H246ZM20 179V178H19ZM35 179V178H33ZM133 179V178H132ZM154 179V178H153ZM159 179V180H160ZM177 179V178H176ZM181 179V178H180ZM190 179V178H189ZM193 179V178H192ZM196 179V178H194ZM233 179V178H232ZM237 179V178H236ZM248 179V178H247ZM36 180V179H35ZM33 180V182L35 181ZM82 180V179H81ZM80 180V181H81ZM131 180V179H130ZM140 180V179H139ZM204 180V181H205ZM250 180L251 177H250ZM26 181V180H25ZM49 181V180H48ZM201 181V180H200ZM232 181V180H231ZM236 181V180H235ZM238 181V180H237ZM247 181V180H246ZM17 183L18 180L16 181ZM138 182V180H137ZM193 182V181H192ZM203 182V181H202ZM250 182V181H249ZM1 183V182H0ZM40 183V182H39ZM139 183V182H138ZM148 182H146L147 184ZM163 183V182H162ZM176 183V182H174ZM182 183V182H181ZM8 184V183H7ZM15 184V183H14ZM74 183H72L73 185ZM84 184V183H83ZM130 184V183H129ZM145 184V183H144ZM201 184V183H199ZM208 184V185H209ZM243 184V183H242ZM13 185V184H11ZM16 185V184H15ZM58 185V184H57ZM71 185V186H72ZM76 185V183H75ZM78 185V184H77ZM82 185V183H81ZM80 185V186H81ZM86 185V184H85ZM149 185V184H148ZM162 185V184H161ZM235 185V184H234ZM244 185V184H243ZM247 185V184H246ZM249 185V184H248ZM29 182H24L17 184L14 187H11L5 191H2L0 188V207L2 208L0 213V230L3 227L7 226L10 228L11 233L9 235L2 236L0 238V264H51L52 260L60 257L61 254L71 253L73 256V260L79 257L78 249L73 247L67 237L55 242V243H46L40 246H37L34 243V237L32 234H28L24 231L25 224H28V221L33 218L38 210H43L46 208L47 203L45 199L43 202H38L39 207H35L34 201L31 199L25 200L18 208H14L13 204L18 202L23 197H26L28 190ZM62 186V185H61ZM127 186V185H126ZM137 186V185H136ZM141 186V185H140ZM152 186V185H151ZM155 185L153 184V187ZM173 186V184H172ZM191 186V185H190ZM204 186V185H203ZM245 186V185H244ZM1 187L3 185L1 184ZM5 187V186H4ZM35 187V186H34ZM77 187V186H76ZM162 187V186H161ZM197 187V186H196ZM209 187V186H208ZM238 187V186H237ZM37 188V187H36ZM55 188V187H54ZM80 188V187H79ZM88 188V187H87ZM152 188V187H150ZM150 188H147L150 189ZM203 188V187H202ZM219 188V187H218ZM40 189V188H39ZM65 189V188H64ZM117 189V188H116ZM140 189V188H139ZM30 190V189H29ZM44 190V188H43ZM51 191V188L48 189ZM60 190V189H59ZM73 189H70V191ZM78 191V188L76 189ZM86 190V189H85ZM90 190V189H89ZM113 190V189H112ZM119 190V189H118ZM122 190V189H121ZM129 190V189H128ZM131 190V189H130ZM142 190V189H141ZM166 190V189H165ZM168 190V189H167ZM195 190V189H194ZM238 190V189H237ZM35 191V190H34ZM64 191V190H62ZM75 191V190H74ZM127 191V190H125ZM133 191V190H132ZM157 191V190H156ZM170 191V190H169ZM205 191V190H204ZM203 191V193H204ZM33 192V191H31ZM56 192V190L54 191ZM91 192V191H90ZM123 192V191H122ZM144 192V191H143ZM150 192V191H149ZM166 192V191H165ZM172 192V191H171ZM184 192V191H183ZM45 193V191H44ZM47 193V192H46ZM70 193V192H69ZM68 193V194H69ZM128 193V192H127ZM132 192H130L131 194ZM193 193V192H192ZM223 193V192H222ZM241 193V192H240ZM55 194V193H54ZM67 194V195H68ZM80 194V192L78 193ZM83 194V192H82ZM122 194V193H121ZM151 194V193H150ZM31 195V194H30ZM52 195V193H51ZM66 195V193H65ZM66 195V196H67ZM128 195V194H127ZM173 195V194H172ZM196 194H194L195 196ZM241 195V194H240ZM45 196V195H44ZM48 196V195H47ZM53 196V195H52ZM61 196V195H60ZM65 196V197H66ZM72 196V195H71ZM74 196V195H73ZM83 196V195H82ZM138 196V195H137ZM155 196V195H154ZM193 196V197H194ZM204 196V195H202ZM245 196V195H243ZM64 197V198H65ZM114 197V195H113ZM144 197V195H143ZM142 197V198H143ZM159 197V196H158ZM157 197V198H158ZM221 197V196H220ZM52 198V197H51ZM63 198V199H64ZM67 198V197H66ZM65 198V199H66ZM74 198V197H73ZM110 198V197H109ZM118 198V197H116ZM146 198V197H145ZM160 198V197H159ZM166 198V197H165ZM199 198V197H198ZM222 198V197H221ZM238 198V197H237ZM49 199V198H48ZM47 199V200H48ZM56 199V198H55ZM81 199V198H80ZM115 199V198H114ZM125 199V198H124ZM137 199V198H136ZM139 199V198H138ZM151 199V198H150ZM203 199V198H202ZM225 199V198H224ZM243 199V198H242ZM59 200V197H58ZM72 200V199H71ZM79 200V199H78ZM127 200V199H126ZM129 200V199H128ZM145 200V199H144ZM215 199L213 198L212 201ZM234 200V199H233ZM36 201V200H35ZM68 201V199L66 200ZM103 201V200H101ZM130 201V200H129ZM133 201V198H132ZM158 200H156V203ZM174 201V200H173ZM202 201V200H201ZM211 201V200H206ZM231 201V200H230ZM237 201V200H236ZM65 202V201H64ZM70 202V200H69ZM72 202V201H71ZM79 202V201H78ZM105 202V201H104ZM124 203V201L122 200ZM136 202V200L134 201ZM166 202V201H165ZM176 202V201H175ZM186 202V201H185ZM188 202V201H187ZM186 202V203H187ZM204 202V201H203ZM206 202V203H207ZM21 203V202H20ZM19 203V204H20ZM53 203H55L53 201ZM86 203V202H85ZM108 203V201H107ZM127 203V202H126ZM141 203V202H140ZM162 203V202H161ZM197 203V201H196ZM216 202H213L211 205L214 206V210L216 212L221 211L222 208L215 206ZM242 203V202H241ZM18 204V205H19ZM56 204V203H55ZM54 204V205H55ZM69 204V203H68ZM78 204V203H77ZM109 204V203H108ZM107 204V205H108ZM139 204V203H138ZM143 204V203H142ZM152 204V203H150ZM203 204V203H202ZM208 204V203H207ZM221 204V203H220ZM126 205V204H125ZM132 205V204H131ZM130 205V206H131ZM134 205V204H133ZM157 205V204H156ZM193 205V204H192ZM195 205V204H194ZM198 205V204H197ZM209 205V204H208ZM217 205V203H216ZM223 205V204H222ZM242 205V204H241ZM52 206V205H51ZM56 206V205H55ZM60 206V205H59ZM120 206V205H119ZM129 206V207H130ZM135 206V205H134ZM145 206V205H144ZM154 206V204L152 205ZM175 206V205H174ZM181 206V205H180ZM50 208V206H48ZM53 207V206H52ZM97 207V206H96ZM106 207V206H103ZM162 207V206H161ZM182 207V206H181ZM184 207V206H183ZM208 207V206H207ZM56 209V207H54ZM60 208V207H59ZM63 207H61L62 209ZM69 208V207H68ZM111 209V207H109ZM147 208V207H146ZM169 208V207H168ZM173 208V207H172ZM188 208V207H187ZM194 208V207H193ZM209 208V207H208ZM207 208V209H208ZM72 209V208H71ZM94 209V208H93ZM113 209V208H112ZM131 209V208H130ZM154 209V208H153ZM157 209V208H156ZM212 209V208H211ZM238 207L236 208V210ZM53 210V208H52ZM63 210V209H62ZM60 210V211H62ZM69 210V209H68ZM67 210V211H68ZM101 210V208H100ZM99 210V212H101ZM114 210V209H113ZM122 210V209H121ZM134 210V209H132ZM136 210V209H135ZM171 210V209H170ZM169 210V211H170ZM195 210V209H194ZM66 211V210H65ZM96 211V210H94ZM107 211V210H106ZM111 211V210H110ZM116 211V210H115ZM129 211V210H128ZM139 211V210H138ZM167 211V210H166ZM192 211V210H191ZM201 211V210H200ZM242 209L235 211V214H217L213 218L211 217L210 226L208 230L216 229L220 225L224 224L226 221H237L242 219ZM246 211V209H245ZM42 212V211H41ZM70 212V210H69ZM97 212V211H96ZM95 212V213H96ZM104 212V211H103ZM112 212V211H111ZM120 212V211H119ZM125 212V211H124ZM135 212V211H134ZM168 212V211H167ZM177 212V211H176ZM189 212V211H188ZM188 212L185 213H174L173 215L168 216L169 218H178V222L182 225L184 224H195L197 223V218H193L189 216ZM43 213V212H42ZM41 213V214H42ZM90 213V211H89ZM114 213V212H113ZM137 213V212H136ZM135 213V214H136ZM140 212H138L139 215ZM150 213V212H149ZM192 213V212H191ZM195 213V212H194ZM198 213V212H197ZM247 213V212H246ZM52 214V213H51ZM63 214V213H62ZM87 214V213H86ZM99 214V213H98ZM97 214V215H98ZM106 214V213H105ZM127 214V213H126ZM154 214V213H153ZM162 214V213H161ZM193 214V213H192ZM191 214V215H192ZM203 214V213H201ZM39 215V214H38ZM43 215V214H42ZM48 215V214H47ZM57 215V214H56ZM61 215V214H60ZM59 215V216H60ZM69 215V213H68ZM107 215V214H106ZM109 215V214H108ZM107 215V216H108ZM112 215V214H111ZM110 215V216H111ZM129 215V214H128ZM133 215V214H132ZM142 215V214H141ZM147 215V214H146ZM150 215V214H149ZM215 215V214H214ZM54 216V215H53ZM89 216V215H88ZM94 216V215H93ZM93 216H91L93 218ZM118 216V215H117ZM131 216V215H130ZM157 216V215H156ZM160 216V215H159ZM45 217V216H44ZM56 217V216H55ZM65 217V216H64ZM90 217V216H89ZM87 217V220L88 218ZM135 217V216H134ZM163 217V216H162ZM201 216H199L200 218ZM236 217L239 219L235 220ZM95 218V217H94ZM94 218L91 222H94ZM119 218V217H118ZM123 218V216H122ZM141 218V216H140ZM139 218V219H140ZM148 218V217H147ZM43 220V218L41 217ZM51 219V216H50ZM55 219V218H54ZM105 219V218H104ZM115 219V217H114ZM137 219V218H136ZM135 219V220H136ZM138 219V220H139ZM144 219V217H143ZM146 219V218H145ZM149 219V218H148ZM164 219V218H163ZM35 220V217H34ZM32 220V221H34ZM38 220V219H37ZM40 220V219H39ZM38 220V221H39ZM65 220V219H64ZM112 220V219H111ZM125 220V219H124ZM137 220V221H138ZM141 220V219H140ZM161 220V219H160ZM249 220V219H247ZM128 221V220H127ZM245 221V220H244ZM243 221V222H244ZM35 222V221H34ZM37 222V221H36ZM51 222V221H50ZM49 222V223H50ZM56 222V221H55ZM152 222V221H151ZM175 222V221H174ZM240 222V221H239ZM30 223V222H29ZM60 223V222H59ZM62 223V222H61ZM105 223V222H103ZM124 223V222H123ZM127 223V222H126ZM131 223V222H130ZM177 223V221H176ZM231 223V222H230ZM245 223V222H244ZM36 224V223H35ZM99 224V223H98ZM97 224V225H98ZM129 224V222L127 223ZM126 224V225H127ZM136 224V223H135ZM134 224V225H135ZM143 224V223H142ZM152 224V223H151ZM235 224V223H234ZM32 225V224H31ZM37 225V224H36ZM49 225V224H48ZM61 225V224H60ZM86 225V224H85ZM92 225V224H91ZM102 225V224H101ZM130 225V224H129ZM145 225H147L145 223ZM169 225V224H168ZM241 225V224H240ZM253 225V222H252ZM252 225H250L252 227ZM54 226V225H53ZM82 226V225H81ZM123 226V225H122ZM149 226V225H148ZM174 226V225H173ZM198 226V225H197ZM202 226V224H201ZM200 226V227H201ZM205 226V225H204ZM242 226V225H241ZM49 227V226H48ZM76 227V226H75ZM74 227V228H75ZM138 227V225H137ZM136 227V228H137ZM144 227V226H143ZM156 227V226H155ZM177 228V225L175 226ZM174 227V228H175ZM185 227V226H184ZM228 227V226H227ZM140 228V227H139ZM158 228V226H157ZM164 228V227H163ZM173 228V227H172ZM181 228V227H180ZM193 228V227H192ZM223 230V233L229 234L225 230L224 227H220ZM42 229V228H41ZM53 229V228H52ZM55 229V228H54ZM70 229V228H69ZM68 229V230H69ZM72 229V228H71ZM87 229V228H86ZM99 229V228H97ZM116 229V227H115ZM114 229V230H115ZM143 229V228H142ZM146 229V228H144ZM143 229V230H144ZM162 229V228H160ZM184 229V228H183ZM189 229V228H188ZM194 229V228H193ZM204 229V228H203ZM43 229L42 231H44ZM47 230V229H46ZM51 230V229H50ZM89 230V229H88ZM118 230V229H117ZM133 230V229H132ZM136 230V229H134ZM149 230V229H147ZM165 230V229H164ZM176 230V229H175ZM174 230V231H175ZM179 229H177L178 231ZM249 230V229H248ZM3 231V230H2ZM1 231V232H2ZM73 231V230H72ZM113 231V230H112ZM152 231V229H151ZM157 233V229L154 230ZM161 231V230H160ZM216 231V230H215ZM257 231V229H256ZM53 232V231H52ZM67 232V231H66ZM107 232V231H106ZM179 232V231H178ZM204 232L201 228L199 230H195L194 234H198ZM209 232V231H208ZM245 230L240 229L238 225L233 227L232 233L240 235ZM247 232V231H246ZM255 232V231H254ZM262 232V231H261ZM34 233V232H33ZM48 233V232H47ZM69 233V232H68ZM75 233V232H74ZM83 233V232H82ZM86 233V232H85ZM112 233V232H111ZM121 233V232H120ZM127 233V232H126ZM136 233V232H135ZM143 233V232H142ZM147 233V232H146ZM176 233V232H175ZM186 233V232H183ZM182 233V234H183ZM212 233V232H211ZM41 233H39L40 235ZM43 234V233H42ZM94 234V232H93ZM107 234V233H106ZM110 234V233H109ZM153 234V233H152ZM166 234V232H165ZM193 234V233H192ZM193 234V235H194ZM204 234V233H203ZM206 234V233H205ZM233 234V235H234ZM248 234V233H247ZM251 234V233H250ZM38 235V236H39ZM74 235V234H73ZM72 235V236H73ZM76 235V233H75ZM78 235V234H77ZM108 235V234H107ZM136 235V234H135ZM158 235V234H157ZM156 235V236H157ZM160 235V234H159ZM171 235V234H170ZM219 235V234H218ZM236 235V236H237ZM246 235V234H245ZM256 235V233H255ZM37 236V237H38ZM59 236V235H58ZM71 236V237H72ZM164 236V235H163ZM206 236V235H205ZM211 236V235H209ZM215 236V235H214ZM235 236V235H234ZM252 236V235H251ZM36 237V238H37ZM45 237V236H44ZM62 237V236H61ZM115 237V236H113ZM117 237V236H116ZM115 237V239H116ZM122 237V236H121ZM125 237V236H124ZM174 237V236H173ZM194 237V236H193ZM201 237V236H200ZM247 237V236H246ZM249 237V236H248ZM74 238V237H72ZM79 239V237H77ZM83 238V237H82ZM100 238V237H99ZM104 238V237H103ZM107 238V237H106ZM112 238V237H111ZM128 238V237H127ZM177 238V237H176ZM180 238V237H179ZM208 238V237H207ZM213 239V237H211ZM232 238V237H231ZM41 239V238H40ZM92 239V238H91ZM96 239V238H95ZM162 239V238H161ZM160 239V240H161ZM173 239V238H172ZM203 239V238H202ZM39 240V239H38ZM48 240V239H47ZM98 240V239H97ZM96 240V241H97ZM114 240V239H113ZM117 240V239H116ZM168 240V239H167ZM252 240V239H251ZM57 241V240H56ZM155 241V240H154ZM182 238L171 245L170 243V251H173L177 244L181 243ZM184 241H186L184 239ZM200 240H195L194 242L186 241L182 244V251L189 252L191 249L195 251V256L199 257L201 250L199 248ZM204 241V240H203ZM206 241V240H205ZM243 241V240H242ZM240 241V242H242ZM249 241V240H248ZM36 242V241H35ZM38 242V241H37ZM51 242V241H50ZM75 242V240H74ZM77 242V241H76ZM81 242V241H80ZM101 242V241H100ZM170 242V241H169ZM224 242V241H223ZM233 242V241H232ZM39 243V242H38ZM85 243V242H84ZM88 243V242H87ZM110 243V242H109ZM114 243V242H113ZM159 243V242H158ZM201 243V242H200ZM222 243V242H221ZM226 243V242H224ZM228 243V242H227ZM235 243V242H234ZM80 244V243H79ZM86 244V243H85ZM96 244V243H95ZM223 244V243H222ZM221 244V245H222ZM240 244V243H239ZM242 244V243H241ZM250 244V243H248ZM76 245V244H75ZM105 245V244H104ZM208 245V244H207ZM225 245V244H224ZM85 246V245H84ZM94 246V244H93ZM106 246V245H105ZM158 246V244H157ZM223 246V245H222ZM221 246V247H222ZM227 246V245H226ZM79 247V246H78ZM81 247V246H80ZM107 247V246H106ZM111 247V246H110ZM181 245L179 246L180 249ZM228 247V246H227ZM250 247V246H249ZM84 248V247H83ZM199 248V249H198ZM209 248V247H208ZM207 248V250H208ZM217 248V246H216ZM215 248V249H216ZM225 248V247H224ZM241 248V246H240ZM238 248V256L240 259L243 256V250ZM154 249V248H153ZM168 249V250H169ZM178 249V250H179ZM205 249V246H204ZM248 249V248H247ZM177 250V251H178ZM211 250L214 251V248L211 247ZM217 250V249H216ZM223 250V248H222ZM221 250V251H222ZM81 251V250H80ZM94 251V250H93ZM109 251V250H107ZM112 251V250H111ZM176 251V252H177ZM206 251V250H205ZM211 251V252H212ZM218 251V250H217ZM217 251L214 252V260L219 258V261L225 262L226 264H240V259H232L227 260L229 258L223 256H218ZM245 251V250H244ZM113 252V251H112ZM161 252V251H160ZM174 251V253H176ZM225 252V251H224ZM246 252V251H245ZM84 253V252H83ZM94 253V252H93ZM109 253V252H107ZM114 253V252H113ZM163 253V252H162ZM179 253V252H178ZM177 253V254H178ZM182 253V252H181ZM147 254V253H146ZM152 254V252H151ZM161 254V253H160ZM169 254V253H168ZM206 254V253H205ZM249 254V253H248ZM79 255V256H78ZM85 255L88 259L94 257V254H89L85 252ZM115 255V254H114ZM148 255V254H147ZM212 255V254H211ZM222 255V254H221ZM67 256V255H66ZM71 256V257H72ZM99 256V255H98ZM109 256V255H108ZM143 256V255H142ZM146 256V255H145ZM159 256V254H158ZM169 256V255H168ZM235 256V255H234ZM233 256V257H234ZM250 256V255H249ZM58 257V258H59ZM186 257V256H185ZM207 257V256H206ZM205 257V258H206ZM57 258V261H58ZM85 258V257H84ZM83 258V259H84ZM102 258V256H101ZM140 258V257H138ZM154 258V257H153ZM156 258V257H155ZM165 255H163V258ZM181 258V257H180ZM200 258V257H199ZM211 258V257H209ZM145 259V258H144ZM143 259V260H144ZM149 259V258H148ZM168 259V257H167ZM165 259V261L167 260ZM182 259V258H181ZM191 259V258H187ZM232 259V260H231ZM56 260V259H55ZM67 260V259H66ZM99 260V259H97ZM109 260V259H108ZM111 260V259H110ZM142 260V261H143ZM147 260V259H146ZM151 260V259H150ZM158 260V259H157ZM176 261V259H174ZM199 260V259H198ZM61 261V260H60ZM59 261V263H60ZM63 261V260H62ZM65 261V260H64ZM69 261V260H67ZM96 261V259H95ZM100 261V260H99ZM138 261V259H137ZM136 261V262H137ZM173 261V260H172ZM170 260V262H172ZM174 261V262H175ZM185 261V260H184ZM182 261V262H184ZM207 261V260H206ZM205 261V262H206ZM107 262V259H106ZM157 262V261H156ZM169 262V263H170ZM181 262V261H180ZM179 262V263H180ZM186 262V261H185ZM195 262V261H194ZM217 262V261H216ZM215 262V264H216ZM57 263V264H59ZM75 263V262H74ZM89 263V261H88ZM92 263V262H91ZM94 263V261H93ZM133 263V262H132ZM144 263H147V261ZM173 263V262H172ZM199 263V262H198ZM210 263V262H209ZM224 263V264H225ZM96 264V263H95ZM139 264V261H138ZM143 264V263H142ZM149 264V261H148ZM151 264V262H150ZM200 264V263H199ZM207 264V263H205Z\"/></svg>",
  "mask_w": 264,
  "mask_h": 264
}]
</instances>
